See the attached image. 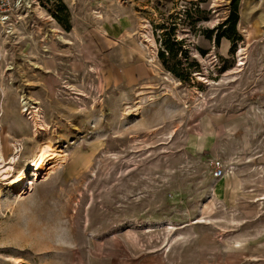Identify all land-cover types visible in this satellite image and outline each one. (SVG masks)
I'll use <instances>...</instances> for the list:
<instances>
[{
	"label": "rangeland",
	"instance_id": "obj_1",
	"mask_svg": "<svg viewBox=\"0 0 264 264\" xmlns=\"http://www.w3.org/2000/svg\"><path fill=\"white\" fill-rule=\"evenodd\" d=\"M233 1L38 0L0 26V264H264V0H239L231 53Z\"/></svg>",
	"mask_w": 264,
	"mask_h": 264
},
{
	"label": "trees",
	"instance_id": "obj_2",
	"mask_svg": "<svg viewBox=\"0 0 264 264\" xmlns=\"http://www.w3.org/2000/svg\"><path fill=\"white\" fill-rule=\"evenodd\" d=\"M238 2L239 0H234L232 2L227 18L218 25L215 32L216 34L213 37L216 45H219L222 39L232 42V47L230 49L231 53L235 52L236 40L239 39L236 30V26L239 21ZM59 7L61 11L66 10L65 6L62 4H60ZM54 17L57 18L56 12ZM61 23L64 25L66 31L70 30L67 15L63 17V21ZM209 33L214 32L211 31ZM236 37L238 38L235 39ZM211 38L212 36L209 35L208 39ZM159 43L160 48L157 56L162 66L181 82L189 81L192 73L197 72L196 70L199 69V66L196 60L190 56L189 50L185 46V42L177 39L175 35V27L165 30L160 35ZM201 53L203 54L204 52Z\"/></svg>",
	"mask_w": 264,
	"mask_h": 264
},
{
	"label": "bare ground",
	"instance_id": "obj_3",
	"mask_svg": "<svg viewBox=\"0 0 264 264\" xmlns=\"http://www.w3.org/2000/svg\"><path fill=\"white\" fill-rule=\"evenodd\" d=\"M21 102H23V100L21 101ZM29 109H25V112L28 114V115H30V120L32 121V123L35 125V127L36 126H39V123H40V116L38 115V113H37V111L35 110V111H28ZM24 112V111H23ZM40 129V128H39ZM34 132H36V130L34 131ZM36 136V133L34 134V137ZM45 147V146H44ZM43 147V148H44ZM46 147H48V146H46ZM41 149L38 153H37V155L34 157L35 159H33L31 162H29V165H28V168L30 169V170H33L32 172L34 173V176H36L37 175V173L38 172H41L43 169H44V167H45V164H47L51 159H53V158H55L57 155H56V153L55 152H52L51 151V153H49L47 150H48V148H47V150L46 149ZM50 150V149H49ZM17 151V150H16ZM56 151V150H55ZM17 154V152H15L14 153V155H16ZM60 156V155H59ZM18 157V156H17ZM17 157H13V158H11V159H9V161H8V164H14L15 163V161H17L16 159H18ZM58 157V156H57ZM59 158V157H58ZM57 158V159H58ZM1 153H0V163H1ZM59 162V161H58ZM0 167H1V164H0ZM9 168H6L5 170H3V172H1L2 174H4V173H8L9 172ZM24 170V169H23ZM12 171V170H11ZM26 171H27V169H26ZM46 171V170H45ZM1 174V175H2ZM8 175V174H7ZM6 176V175H5ZM6 179V178H5ZM12 181V180H11ZM26 182H27V177H26V175L24 174V173H22L21 172V174L16 178V179H14L13 181H12V183H11V188L13 189V190H19V189H21L22 187H24V185L26 184ZM28 185V184H27ZM11 189V190H12Z\"/></svg>",
	"mask_w": 264,
	"mask_h": 264
},
{
	"label": "built area",
	"instance_id": "obj_4",
	"mask_svg": "<svg viewBox=\"0 0 264 264\" xmlns=\"http://www.w3.org/2000/svg\"><path fill=\"white\" fill-rule=\"evenodd\" d=\"M38 0H0V26H4L6 23H10L12 17H15L16 20H21L22 17H19V12L29 9L34 2ZM221 171L218 170L214 173L215 177H219Z\"/></svg>",
	"mask_w": 264,
	"mask_h": 264
}]
</instances>
